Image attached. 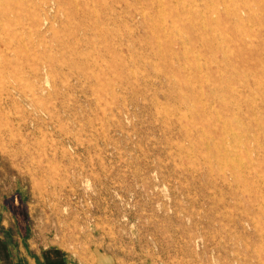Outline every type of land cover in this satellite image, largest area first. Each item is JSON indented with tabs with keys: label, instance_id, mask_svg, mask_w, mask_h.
Wrapping results in <instances>:
<instances>
[{
	"label": "rangeland",
	"instance_id": "rangeland-1",
	"mask_svg": "<svg viewBox=\"0 0 264 264\" xmlns=\"http://www.w3.org/2000/svg\"><path fill=\"white\" fill-rule=\"evenodd\" d=\"M46 255L264 264V0H0V264Z\"/></svg>",
	"mask_w": 264,
	"mask_h": 264
},
{
	"label": "crops",
	"instance_id": "crops-1",
	"mask_svg": "<svg viewBox=\"0 0 264 264\" xmlns=\"http://www.w3.org/2000/svg\"><path fill=\"white\" fill-rule=\"evenodd\" d=\"M17 222H18V223H21V221L18 220V219H17ZM43 264H55V263L52 262V261L50 260V258H49L48 255H46V256L43 258ZM62 264H63V263H62Z\"/></svg>",
	"mask_w": 264,
	"mask_h": 264
},
{
	"label": "bare ground",
	"instance_id": "bare-ground-1",
	"mask_svg": "<svg viewBox=\"0 0 264 264\" xmlns=\"http://www.w3.org/2000/svg\"><path fill=\"white\" fill-rule=\"evenodd\" d=\"M220 63V62H219ZM199 85V84H198ZM200 89V88H199ZM198 96V95H197ZM210 100V99H209ZM216 101V100H215ZM229 114V113H228ZM242 131V130H241ZM255 136V135H254ZM235 142H237V141H235ZM241 143H242V141H241ZM238 153V152H237ZM225 161V160H224ZM227 170H228V168H227ZM226 171V170H225ZM212 172V171H211Z\"/></svg>",
	"mask_w": 264,
	"mask_h": 264
}]
</instances>
